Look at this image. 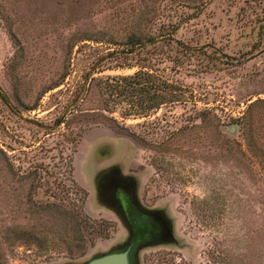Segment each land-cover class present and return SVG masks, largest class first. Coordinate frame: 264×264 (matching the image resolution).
<instances>
[{
  "label": "rangeland",
  "instance_id": "rangeland-1",
  "mask_svg": "<svg viewBox=\"0 0 264 264\" xmlns=\"http://www.w3.org/2000/svg\"><path fill=\"white\" fill-rule=\"evenodd\" d=\"M140 68L188 99L142 111L109 93L108 76ZM0 90V264H80L121 244L96 194L106 165L172 218L173 241L138 264H264V102L256 143L236 119L264 98V0H0ZM63 181L108 231L72 254L63 205L44 204Z\"/></svg>",
  "mask_w": 264,
  "mask_h": 264
},
{
  "label": "trees",
  "instance_id": "trees-1",
  "mask_svg": "<svg viewBox=\"0 0 264 264\" xmlns=\"http://www.w3.org/2000/svg\"><path fill=\"white\" fill-rule=\"evenodd\" d=\"M138 39V37L131 36L130 39L125 42L129 45V51H133L134 45H137L136 47H141L143 45L144 42H140ZM108 78L110 81H107L106 87L108 88L109 93H116L117 96L121 95L122 97H126L129 100V103H131L130 105L136 107L138 110L147 111L149 109H155L166 102L188 99V95L183 87L174 82L167 81L162 76L143 68L136 70L132 74L114 75L108 76ZM0 95L6 102H9L8 97L1 92V90ZM262 102H264V98H256L252 100L249 103L247 110L240 116L236 117L241 126L242 136L244 135L248 138L249 135H252V140L248 139L250 141L248 142V145H252L251 142L256 143V136L254 138V134H252L250 130L252 132L256 130V132L262 134V130L259 126L260 124H256L255 129L252 127L254 113L251 111L255 106ZM205 110H207V108H205ZM254 146L256 147L255 144ZM60 184L62 186V194L59 195L62 199L61 203L58 204L53 201L44 202V204L63 205V212L65 214L62 217L70 224V230L73 233L70 236V239L67 238L68 243L66 251L72 254L78 251L77 247L82 246V244H79V241L84 239L92 240L97 236H107L108 231L105 229L103 223L98 225L91 223L88 217L82 212L83 210L80 204L77 207L70 204L69 193L78 195L82 192L83 194L81 193V197L83 198L85 196V191L83 192L82 188H80L74 181L71 185H66L64 181L60 182ZM64 200L66 201L64 202ZM70 221L73 223L75 221L76 226H71L72 224ZM23 231H26V229H23Z\"/></svg>",
  "mask_w": 264,
  "mask_h": 264
},
{
  "label": "flooded vegetation",
  "instance_id": "flooded-vegetation-1",
  "mask_svg": "<svg viewBox=\"0 0 264 264\" xmlns=\"http://www.w3.org/2000/svg\"><path fill=\"white\" fill-rule=\"evenodd\" d=\"M106 166L100 167L95 174L96 194L117 214L126 229V237L118 246L136 237L139 239L137 251L173 241V222L167 212L160 207L142 205L136 195L135 180L121 175L116 167Z\"/></svg>",
  "mask_w": 264,
  "mask_h": 264
},
{
  "label": "water",
  "instance_id": "water-1",
  "mask_svg": "<svg viewBox=\"0 0 264 264\" xmlns=\"http://www.w3.org/2000/svg\"><path fill=\"white\" fill-rule=\"evenodd\" d=\"M138 240L136 237L124 245L95 254L80 264H138Z\"/></svg>",
  "mask_w": 264,
  "mask_h": 264
}]
</instances>
